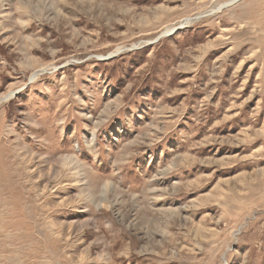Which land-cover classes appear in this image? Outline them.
Returning a JSON list of instances; mask_svg holds the SVG:
<instances>
[{"label":"rangeland","instance_id":"1","mask_svg":"<svg viewBox=\"0 0 264 264\" xmlns=\"http://www.w3.org/2000/svg\"><path fill=\"white\" fill-rule=\"evenodd\" d=\"M0 264H264V0H0Z\"/></svg>","mask_w":264,"mask_h":264}]
</instances>
